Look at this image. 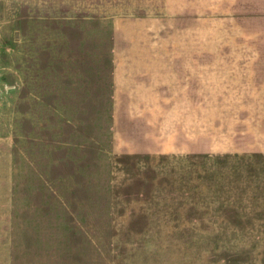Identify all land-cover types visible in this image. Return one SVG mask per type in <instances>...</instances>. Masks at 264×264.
Returning <instances> with one entry per match:
<instances>
[{
    "label": "rangeland",
    "instance_id": "obj_1",
    "mask_svg": "<svg viewBox=\"0 0 264 264\" xmlns=\"http://www.w3.org/2000/svg\"><path fill=\"white\" fill-rule=\"evenodd\" d=\"M0 182L193 204L202 259L264 264V0H0Z\"/></svg>",
    "mask_w": 264,
    "mask_h": 264
},
{
    "label": "crops",
    "instance_id": "obj_2",
    "mask_svg": "<svg viewBox=\"0 0 264 264\" xmlns=\"http://www.w3.org/2000/svg\"><path fill=\"white\" fill-rule=\"evenodd\" d=\"M146 185L167 188L161 182ZM11 188L9 182H0V264H216L201 258V252L206 254L215 245L205 244L200 235L201 229L214 232L221 224L215 223L216 218H204L213 223L201 225L200 208L199 215L190 214L196 208L193 204L175 202L174 215L157 202L149 206L122 201L123 208L113 209L106 206L104 192L94 190L99 195L90 199H99L85 201V211L76 213L65 200L66 192L64 201L56 203L54 198L61 197L51 191L13 198ZM89 188L104 189V184ZM154 199L159 198L152 195L148 201ZM224 228L231 232L229 225Z\"/></svg>",
    "mask_w": 264,
    "mask_h": 264
}]
</instances>
